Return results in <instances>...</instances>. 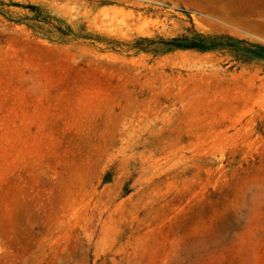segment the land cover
<instances>
[{"label":"rangeland","instance_id":"rangeland-1","mask_svg":"<svg viewBox=\"0 0 264 264\" xmlns=\"http://www.w3.org/2000/svg\"><path fill=\"white\" fill-rule=\"evenodd\" d=\"M195 33L264 0H0V264H264V58Z\"/></svg>","mask_w":264,"mask_h":264},{"label":"trees","instance_id":"trees-1","mask_svg":"<svg viewBox=\"0 0 264 264\" xmlns=\"http://www.w3.org/2000/svg\"><path fill=\"white\" fill-rule=\"evenodd\" d=\"M221 41L222 44L217 43ZM234 41L236 45H244V48H237V51L241 53L242 61H249L255 58H264V46L259 44H248L244 40L233 39L230 36H219V37H210L200 33H195L191 37L184 36L181 38H175L170 41L173 43L172 49H190L197 50L201 52L211 51L217 48H225L227 42ZM238 47V46H237Z\"/></svg>","mask_w":264,"mask_h":264}]
</instances>
